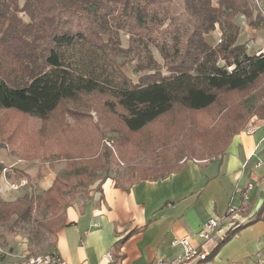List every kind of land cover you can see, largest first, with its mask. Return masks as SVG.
<instances>
[{
    "label": "trees",
    "instance_id": "1",
    "mask_svg": "<svg viewBox=\"0 0 264 264\" xmlns=\"http://www.w3.org/2000/svg\"><path fill=\"white\" fill-rule=\"evenodd\" d=\"M173 1L23 0L20 4L19 0H0V112L40 119L49 129L53 126L49 124L51 116L60 112L62 122L70 117L85 126L87 117L68 108L63 111L62 103L80 94L97 93L112 99L105 105L113 114L115 106L124 111L119 119L127 133L136 138L176 105L201 112L216 103L218 92L246 91L264 77V53L248 55L246 46L237 44L240 28L234 22L237 16H243L250 28L262 25L264 17L254 0H216L217 9L211 0H179L187 17L185 25H179L178 16L173 15ZM216 25L221 39L211 46L206 36ZM121 32L128 35L127 48L121 46ZM149 43L162 57L168 75H156L159 65ZM132 61H137L136 71L153 73L133 83L122 70ZM11 120L13 117L4 129L11 127ZM237 133L229 136L224 150ZM5 140L10 148L18 141L13 136ZM155 155L160 159L136 169L154 174L133 183L161 179L178 169L168 159V148L162 147ZM101 158L100 153L90 152L70 160L69 174L78 178L91 175L101 184L108 176L100 178L87 164ZM185 159L204 158L192 155ZM98 168L104 169L101 165ZM3 170L0 163V176ZM46 170L44 162L39 163L36 178L43 177ZM16 175L17 179L30 180L22 171L16 170ZM66 188L67 184L56 176L51 187L39 195L0 200V223L23 226L36 222L37 211L61 210L59 220L53 213L42 218L45 233L57 234L67 225L65 211L71 206L63 202ZM261 220L264 203L244 226ZM242 227L229 229L205 261Z\"/></svg>",
    "mask_w": 264,
    "mask_h": 264
},
{
    "label": "crops",
    "instance_id": "2",
    "mask_svg": "<svg viewBox=\"0 0 264 264\" xmlns=\"http://www.w3.org/2000/svg\"><path fill=\"white\" fill-rule=\"evenodd\" d=\"M245 46L248 55L264 53V48ZM249 129L235 134L219 156L184 158L164 178L116 185V179L108 176L80 206L66 209L67 225L58 231L52 252L68 264L168 262L181 252L179 245L172 244L174 240L187 238L198 246L201 241L196 234L206 222L217 220L219 231L207 245L210 253L229 229L253 220L264 203V121L253 126V132ZM12 149L16 148H0L4 170L14 168L30 178L25 169L33 161ZM51 174L40 179L32 176L44 191L53 183ZM5 180L4 174L0 176V192ZM230 208L235 210L231 217ZM106 252L111 253L110 261L104 258ZM205 259L190 264L264 261V220L242 227Z\"/></svg>",
    "mask_w": 264,
    "mask_h": 264
},
{
    "label": "rangeland",
    "instance_id": "3",
    "mask_svg": "<svg viewBox=\"0 0 264 264\" xmlns=\"http://www.w3.org/2000/svg\"><path fill=\"white\" fill-rule=\"evenodd\" d=\"M254 1L264 17V0ZM22 2L23 0H19L20 4ZM211 2L213 8L217 9L216 0ZM182 9L180 1L174 0L171 11L173 15L178 16L179 25H185L187 20ZM234 22L240 28L237 44L255 49L264 48V20L258 29L248 27L243 16H237ZM220 39L221 30L219 25H216L215 30L206 36V40L211 46H215ZM120 41L121 46L127 48L128 35L125 32H121ZM149 49L159 65V72L156 75L158 73L168 75V69L152 43H149ZM136 63L137 61H132L122 69L133 83H137L141 76L153 73L136 71ZM216 95V103L201 112L174 106L168 114L147 127L144 135L136 138L127 133L119 119L124 111L115 106L113 114L105 105L106 102H112V99L97 93L80 94L76 99L62 103L63 111L68 108L82 112L87 117L85 126L75 123L70 117H66L62 122L58 114L60 112L50 118L49 124L53 125L52 129L46 128L40 119L34 117L20 119L14 114L0 112V143L5 147L8 145L5 143L7 142L5 137L13 136L18 141L13 145L16 149L12 151L18 152L22 157L25 156L29 162L33 161L32 165H29L32 167L27 166L25 169L31 175L28 182L25 179L23 182L20 181V177L17 179L14 168L2 171L1 176L4 174L7 184L4 191L0 192V200L9 202L26 195L42 193L43 190L39 188L41 183H38V187L37 180L32 175H36L38 163L44 162L47 170L43 176L52 173L54 179L59 176L67 184L68 188L62 191L65 193L62 197L63 202L80 206L91 192L99 191L100 180L87 174L79 178L74 173L69 174L67 163L70 160L90 152L94 155L100 153L102 158L95 162L96 165L87 163L94 167L97 175L100 178L112 177L119 184L121 182L131 184L138 178L154 174L136 169L139 166L153 164L156 159L159 160V156L155 154H158L162 147L168 148V159L174 163L192 155L208 159L224 150L232 133L247 130L264 121V77L246 91H220ZM11 117L13 120L9 122L13 124L9 123L11 127L4 129ZM36 157L40 160L35 159ZM100 165L104 169L98 168ZM52 213L55 214L56 220L62 216L61 210L53 212L43 210L35 213L36 222H26L23 226L0 223V258L5 259L8 258L7 254L18 255L23 252L32 255L52 252L57 234L48 235L42 228L44 224L42 218H49Z\"/></svg>",
    "mask_w": 264,
    "mask_h": 264
},
{
    "label": "built area",
    "instance_id": "4",
    "mask_svg": "<svg viewBox=\"0 0 264 264\" xmlns=\"http://www.w3.org/2000/svg\"><path fill=\"white\" fill-rule=\"evenodd\" d=\"M249 131L253 132V127H251ZM234 212L235 210L230 208L228 210V215L231 217ZM219 224L217 220H210L202 226L196 234L197 238L201 241L198 246L193 245L187 238L174 240L172 244L179 245L181 247V252L168 262L159 261L156 264H190L196 260H204L209 254L207 245L219 231ZM7 255L8 258H0V264H68L56 252H46L35 255L23 252L18 255ZM104 258L110 261L111 253L106 252ZM258 264H264V261L260 260Z\"/></svg>",
    "mask_w": 264,
    "mask_h": 264
}]
</instances>
